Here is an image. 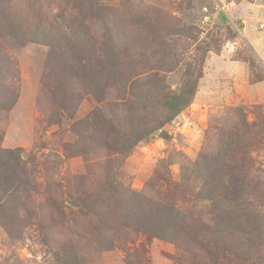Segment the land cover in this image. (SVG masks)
Wrapping results in <instances>:
<instances>
[{
	"label": "rangeland",
	"instance_id": "obj_1",
	"mask_svg": "<svg viewBox=\"0 0 264 264\" xmlns=\"http://www.w3.org/2000/svg\"><path fill=\"white\" fill-rule=\"evenodd\" d=\"M30 1L78 46L0 27V156L16 151L13 182L0 185V264H59L57 251L80 264H264V0H14L16 10ZM92 4L112 15L83 19ZM188 69L201 78L168 139L129 149L164 120L163 97ZM223 149L234 153L218 165ZM130 193L146 199L139 228ZM169 205L182 214L174 236L145 233Z\"/></svg>",
	"mask_w": 264,
	"mask_h": 264
},
{
	"label": "trees",
	"instance_id": "obj_2",
	"mask_svg": "<svg viewBox=\"0 0 264 264\" xmlns=\"http://www.w3.org/2000/svg\"><path fill=\"white\" fill-rule=\"evenodd\" d=\"M92 6H93V10H87L86 12L87 14H83V19H86V17L88 18L89 15H93V14L100 15L101 17H104L105 15L110 17L112 15V11H113L112 8L100 4H96V5L92 4ZM61 17H64V14H61ZM0 27L13 32L14 34H17L18 32H23L24 34L19 36L27 37L30 42H43L44 41L43 39L49 41L50 35L60 34L61 38L64 41L70 42L75 47L78 46L76 40L74 41V36H76L77 33L76 31H74L72 27L66 26L68 32L64 30L65 27L62 24H60L56 29H48V27H46L45 23L43 22L41 11L36 9L35 4L32 3L31 1L28 2L26 14H24L16 10L14 0H0ZM45 43H50V42H45ZM194 76H195L194 71L188 69V71H186L184 75L185 81L183 82L179 93L176 94L170 90L165 93L163 97V106L166 109V115L164 120L161 123L154 126L153 128L149 129L148 131L136 135V139H133V142H130L129 149L132 147V145L133 146L138 145L140 142H143L144 139H148L149 137L154 136L157 132H159V136L161 138L168 139V134L166 131L163 130V128L167 124L172 123L173 120L176 117H178L182 112H184L192 103V100L197 91L198 79L201 78L200 74L197 75L195 78ZM231 136L235 137L234 140L239 144L243 142V139L248 138V134H246L244 126L242 127L241 133L236 131L233 132ZM234 144L235 143L232 142L230 146ZM15 152L14 151L5 152L4 155L0 156V171L2 174V177H0V185L3 187L4 185H8L10 182H13L12 181L13 179H10L5 176L10 174L11 167L13 166L11 163L12 158L9 157V155L14 154ZM230 153H234V152H232L229 149H223V154H220L219 157H217L216 159L217 164H218V159L220 157L222 159V162H226L227 157L230 155ZM200 171L206 173V176L212 180V183H217L216 179L214 178L215 174L207 175V173L209 172L205 168L200 169ZM183 174H185V172H183ZM128 196L130 198V203H132V205L137 203V207L139 209L137 214H134V217L140 219L138 220V228L140 227L139 221L150 223L149 221L147 222L145 221V217H146L145 214L147 212L143 208L144 207L143 205L139 206L140 202L138 200V199H144V200L146 199L140 197L141 195L138 193H130V195ZM7 205L8 204L4 202L3 198L0 197V219L1 218L5 219V217L7 216V214H4L3 212V207L5 208V206L7 207ZM160 218H161L160 225L152 227L150 228V230H145L144 228L142 229L145 231V233H148L153 237L156 236L163 237L165 235L174 236V233L177 231V227L181 221L182 214L179 211H177L175 208L170 207L169 205V209L167 207L166 211H164V209L162 208V211L160 212ZM54 256L59 264H80L81 263L80 258L82 259V257H80V254L78 252H75V254L69 256L66 253L57 251Z\"/></svg>",
	"mask_w": 264,
	"mask_h": 264
}]
</instances>
